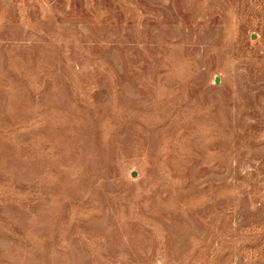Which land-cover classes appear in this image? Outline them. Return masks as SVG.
<instances>
[{
	"label": "rangeland",
	"instance_id": "1",
	"mask_svg": "<svg viewBox=\"0 0 264 264\" xmlns=\"http://www.w3.org/2000/svg\"><path fill=\"white\" fill-rule=\"evenodd\" d=\"M0 264H264V0H0Z\"/></svg>",
	"mask_w": 264,
	"mask_h": 264
}]
</instances>
